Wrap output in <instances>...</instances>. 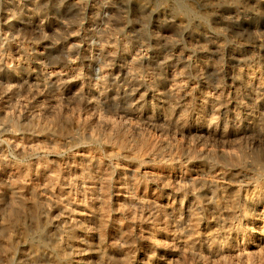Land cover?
Returning a JSON list of instances; mask_svg holds the SVG:
<instances>
[{
    "label": "rangeland",
    "instance_id": "obj_1",
    "mask_svg": "<svg viewBox=\"0 0 264 264\" xmlns=\"http://www.w3.org/2000/svg\"><path fill=\"white\" fill-rule=\"evenodd\" d=\"M0 260L264 264V0H0Z\"/></svg>",
    "mask_w": 264,
    "mask_h": 264
},
{
    "label": "bare ground",
    "instance_id": "obj_2",
    "mask_svg": "<svg viewBox=\"0 0 264 264\" xmlns=\"http://www.w3.org/2000/svg\"><path fill=\"white\" fill-rule=\"evenodd\" d=\"M245 71V70H244ZM248 72V71H247ZM249 73V72H248ZM236 74V73H235ZM240 74V73H239ZM46 77V76H45ZM235 77V76H234ZM237 77V76H236ZM240 77V76H239ZM33 78V77H32ZM41 78H42V76H41ZM236 79V78H235ZM245 79V78H244ZM247 79V78H246ZM245 79V80H246ZM51 80V79H50ZM236 81V80H235ZM33 82V81H32ZM238 82V81H237ZM42 83V82H41ZM247 83V82H246ZM239 84L241 85V83H240V81H239ZM246 86V85H245ZM249 86V85H248ZM249 89V88H248ZM9 91V90H8ZM58 96V95H57ZM224 100V99H223ZM180 101V100H179ZM223 102H226V103H228L227 101H223ZM231 102H233V101H231ZM182 103V102H181ZM212 103V102H211ZM174 104V103H173ZM180 104V103H179ZM229 104V103H228ZM231 104V103H230ZM175 106V105H174ZM178 106V105H177ZM180 106H181V104H180ZM218 106H219V104H218ZM217 106V107H218ZM242 109V108H241ZM245 109V108H244ZM174 110V109H173ZM247 109H245L244 111H246ZM168 111V110H167ZM248 112V111H247ZM246 113V112H245ZM251 114V113H250ZM171 115H172V113H171ZM238 115V114H237ZM245 115V114H244ZM179 116V115H178ZM242 116V115H241ZM247 116V115H246ZM169 117V116H168ZM242 120V119H241ZM155 122V121H154ZM152 123V122H151ZM205 125V124H204ZM243 125V124H242ZM244 125H245V123H244ZM177 127V126H176ZM172 128H173V126H172ZM177 128H179V126L177 127ZM176 128V129H177ZM174 129V128H173ZM240 133H242V132H240ZM243 133H244V131H243ZM246 133V132H245ZM114 137V136H113ZM220 137V136H219ZM17 146V145H16ZM244 157V156H243ZM241 159V158H240ZM231 162V161H230ZM241 162V161H240ZM93 164V163H92ZM241 164V163H240ZM78 171V170H77ZM86 171V170H85ZM26 173V172H25ZM23 174V173H22ZM76 174H78V173H76ZM72 177V176H71ZM79 180V179H78ZM79 182V181H78ZM22 187V186H21ZM17 191H19V190H17ZM244 197V196H243ZM21 198V197H20ZM42 198V197H41ZM241 198V197H240ZM50 199V198H49ZM19 200V199H18ZM43 201V200H42ZM22 202V201H21ZM25 202V201H24ZM31 202V201H30ZM46 202L47 203H49L48 201H47V199H46ZM26 203V202H25ZM24 203V204H25ZM42 203V202H41ZM32 205V204H31ZM39 205H42V204H40L39 203ZM47 205V204H46ZM49 205V204H48ZM252 205V204H251ZM20 206H21V203L19 202V201H15L14 202V206H13V208H11V211L9 212V221H8V224H6V226L3 228V235L6 237V238H8L9 237V231L10 230H12L13 228H15V227H18V224L16 223L17 222V220H20V218H18L17 217V214H16V209L15 208H20ZM26 206V205H25ZM42 206H44V205H42ZM40 207V206H39ZM47 207V206H46ZM49 207V206H48ZM35 208V207H34ZM42 208V207H41ZM72 208V207H71ZM81 208V207H80ZM10 209V208H9ZM51 209V208H50ZM60 209V208H59ZM36 210V209H35ZM42 210V209H41ZM46 210V209H45ZM63 210H64V208H63ZM70 210V209H69ZM82 210V209H81ZM85 210V209H84ZM90 212V211H89ZM5 213V212H4ZM8 213V212H7ZM22 213V212H21ZM46 213V212H45ZM63 213V212H62ZM24 214V213H23ZM29 214V213H28ZM48 214V213H47ZM51 215V214H50ZM21 216V215H20ZM39 216V215H38ZM37 216V217H38ZM36 217V218H37ZM52 217V216H51ZM75 217V216H74ZM33 218H35V216L33 217ZM71 218V217H70ZM29 219V218H28ZM57 219V218H56ZM41 220V219H40ZM43 220H45V219H43ZM6 221V220H5ZM22 221H23V219H22ZM21 221V222H22ZM28 221H30V220H28ZM32 221H34V220H32ZM42 221V220H41ZM40 221V222H41ZM54 221V220H53ZM20 222V223H21ZM52 222V221H51ZM80 222V221H79ZM3 223H5V222H3ZM25 223V222H24ZM36 223V222H35ZM67 223H69V222H67ZM51 224V223H50ZM59 224V223H58ZM71 224V223H70ZM38 225V224H37ZM44 225H45V223H44ZM72 225V224H71ZM79 225V224H78ZM30 226V225H29ZM46 226V225H45ZM58 226V225H57ZM60 226V225H59ZM77 226V225H76ZM42 227V226H41ZM44 227V226H43ZM49 227V226H48ZM61 227H62V224H61ZM65 227V226H64ZM72 227H73V225H72ZM79 227H80V225H79ZM33 228V227H32ZM67 228V227H66ZM39 229V227L38 226H35V231L36 230H38ZM60 230V229H59ZM41 231V230H40ZM50 231H52V230H50ZM49 232V231H48ZM14 233V232H13ZM17 233V232H16ZM51 234V233H50ZM49 234V235H50ZM72 234V233H71ZM77 234V233H76ZM75 234V235H76ZM13 235V234H12ZM34 235V234H33ZM35 236V235H34ZM34 236H32L31 235V229H28V225H27V228H23L22 229V239L24 240V241H32L34 238ZM41 236H42V234H41ZM73 236V235H72ZM3 237V236H2ZM1 237V238H2ZM37 237V236H36ZM71 237V236H70ZM74 237V236H73ZM51 238V237H50ZM59 236H55V238H52V245H53V251H54V254H55V256H56V258L57 259H63L64 260V252H63V249L60 247V245H59ZM75 238V237H74ZM3 239V238H2ZM20 238H18V240H19ZM36 239V238H35ZM37 239H38V237H37ZM46 239V238H45ZM13 240V239H12ZM11 239H10V241H12ZM48 240V239H47ZM23 241V242H24ZM41 242L42 244H44V242H43V240H38V242ZM34 242V241H33ZM39 242V243H40ZM27 243V242H26ZM47 243V242H46ZM13 244V243H12ZM41 244V245H42ZM32 246V245H31ZM6 247H7V245H6ZM21 247V246H20ZM39 248V247H38ZM36 249H37V247H36ZM44 249H45V247H44ZM24 250V249H23ZM41 250V249H40ZM6 251V250H5ZM10 251V250H9ZM46 251V250H45ZM4 252V251H3ZM14 252H15V250H14ZM73 252V251H72ZM52 253V252H51ZM180 253V252H179ZM4 254V253H3ZM49 254V253H48ZM53 254V253H52ZM30 255V254H29ZM66 255V254H65ZM177 255V254H176ZM220 255V254H219ZM3 257V256H2ZM38 257V256H37ZM73 257H75V256H73ZM66 258H68V257H66ZM173 258V257H172ZM52 259V258H51ZM56 259V260H57ZM1 261V260H0ZM5 262V261H4ZM36 262V261H35ZM53 262H54V260H53ZM25 263V262H24ZM30 264H31V262H30ZM34 264V263H33Z\"/></svg>",
    "mask_w": 264,
    "mask_h": 264
}]
</instances>
